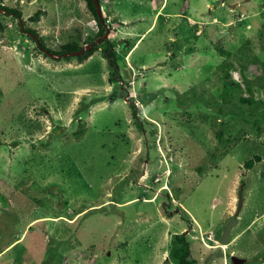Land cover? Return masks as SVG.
I'll list each match as a JSON object with an SVG mask.
<instances>
[{"label": "rangeland", "instance_id": "1", "mask_svg": "<svg viewBox=\"0 0 264 264\" xmlns=\"http://www.w3.org/2000/svg\"><path fill=\"white\" fill-rule=\"evenodd\" d=\"M3 4L51 51L100 39L84 0ZM100 4L117 73L103 49L50 55L0 10V264H177L184 233L198 264H264V0ZM225 61L254 83L253 109L221 81ZM194 95L220 100L186 106ZM241 187L230 244L209 248Z\"/></svg>", "mask_w": 264, "mask_h": 264}, {"label": "trees", "instance_id": "2", "mask_svg": "<svg viewBox=\"0 0 264 264\" xmlns=\"http://www.w3.org/2000/svg\"><path fill=\"white\" fill-rule=\"evenodd\" d=\"M3 1L4 0H0V9L3 10L4 14L12 15V16H15V17L21 19L23 21L22 22L23 23L22 26L24 27V31H26V32L30 33L32 36H35L36 38H38L39 40L38 39L37 40L40 42V44H39L40 48H43V49L47 50L48 47L42 42L40 36L37 33L33 32L31 29H29V28L27 29L25 27L26 22L22 19L23 18L22 12L19 11L18 9L9 8L7 5L3 4ZM84 1L87 4V8L92 13V15L94 17V20L96 21V23L98 25V32L99 33L97 34V37H95L94 40H92V42H95L99 38L105 36V34L107 32V28L105 26V23L107 22L108 17L105 16L104 22H103L99 18L98 11H97V8L95 6L94 0H84ZM39 18H40V14L37 13L34 16L30 17V20H31V22H36V21L39 20ZM3 28H4V26L0 22V30H2ZM72 45H74L75 47H72ZM83 47H84V44L77 45L76 43H72L70 45L62 46V49L60 51H51L49 49H48V51L52 52V53H54L56 55H60V54H64V53H70V52L79 51ZM99 49H103L104 57L107 60H109L112 69H114L113 71L115 73H117L119 71L118 60H117V52L115 51L114 46L111 44V42L109 40H107V41H105V42H103V43H101L99 45H95L94 48L90 52L86 53V55L87 56H91ZM125 50H127V48H125L124 51ZM221 52L223 54H225L224 51H221ZM254 60H255L254 57L251 56V55L250 56H246V57H241L240 61H239L240 65H242V69L241 70L243 71L247 67V64L245 62H250V61H254ZM227 62L228 61H225L224 64H226ZM227 64H226V66H227L226 73L224 74L223 77H221V78H223L221 81H223V84L225 83V87L226 88H228V86L230 85V87H232L234 90H236L235 92L237 94V99L240 100V104L241 105H245V107H246V109H244L243 111H246V110H249V109H253L252 107H249V106H252L250 104H251V100H252V97H253V89L252 88H254V85H253L254 83L251 82L250 80H248L246 77H244L245 86H244V89H243V86L240 85V84H237L233 80V78H232V76L230 74V72L232 71L231 69H233L234 65L232 63H229L228 65ZM263 66H264V63H263ZM115 73H114V75H115ZM118 75L120 76V72L118 73ZM257 80H258L257 82L260 83V86L264 85L263 77H259ZM235 85L240 86L241 90L243 89V93L242 94L237 92V88H236ZM244 90H246L248 93H250L251 96L246 97L244 95V93L246 91H244ZM186 94H189V93L186 92ZM223 94H224V92L220 96L221 100L227 101L226 98H224ZM202 97L203 96L196 97V95H194L192 98H187V100L185 102V105L186 106H191V105L195 106V104L197 102L196 98H200V103L196 104V106L200 107L202 104H205L206 106H209V107H211L214 110L215 104H217L219 102V100H220L219 95L211 96L209 99L205 98V97L202 98ZM233 102H235V101H233ZM246 103H248V104H246ZM247 107H249V108H247ZM238 108H239V103H238ZM133 109H134V115L137 116L138 112H137L136 107L134 106ZM227 109H228L227 107H224L223 109H220V110L224 112ZM250 114H255V112L252 111ZM250 114L248 115V117L252 116ZM262 117L264 119V114L262 115ZM246 119H248V118H246ZM219 138L220 139H224L222 132L219 134ZM259 161H261V156L256 155L253 158H251V159H249V160H247L245 162L244 168L246 170H251L254 167L255 163L259 162ZM169 258H170V260L175 261L177 264H198L192 258L191 242L187 239L185 233L184 234H177L175 236V238L173 240V246H172L170 254H169Z\"/></svg>", "mask_w": 264, "mask_h": 264}, {"label": "water", "instance_id": "3", "mask_svg": "<svg viewBox=\"0 0 264 264\" xmlns=\"http://www.w3.org/2000/svg\"><path fill=\"white\" fill-rule=\"evenodd\" d=\"M94 2H95V6L97 8V11H98L99 18L104 22V13H103L101 5H100V0H94ZM1 11H3V10H1ZM22 22L23 21L21 20V24H23ZM105 26L107 28L108 25L105 23ZM108 33H109V28H107V32H106L105 36L100 38L97 42L84 46V48L82 50H80V51H75L74 53H70V54L64 53V54H62L60 56H62V57H67L68 55L79 56L81 54H84L85 52H89V51H91L94 48L95 45H99L101 43V41L107 37ZM44 51L49 53L52 56L54 55V53L49 52L48 50H44ZM243 206H244V197H243V187H242L240 189V191H239L237 211L235 213V216L228 223V225H227V227H226V229L224 231L222 240L220 241L221 246L230 244L231 231H232L233 227L237 223V217L240 215ZM246 262H247V260L244 259V258H241V257H238V256H234V255L231 256V264H245Z\"/></svg>", "mask_w": 264, "mask_h": 264}, {"label": "clouds", "instance_id": "4", "mask_svg": "<svg viewBox=\"0 0 264 264\" xmlns=\"http://www.w3.org/2000/svg\"><path fill=\"white\" fill-rule=\"evenodd\" d=\"M102 8V7H101ZM104 18H105V15H104ZM244 189V188H243ZM213 238H214V236H213ZM214 240V239H213ZM209 248H212V247H217V248H219V247H221V244H219V242L217 241L214 245H209L208 246ZM222 248V247H221Z\"/></svg>", "mask_w": 264, "mask_h": 264}, {"label": "crops", "instance_id": "5", "mask_svg": "<svg viewBox=\"0 0 264 264\" xmlns=\"http://www.w3.org/2000/svg\"><path fill=\"white\" fill-rule=\"evenodd\" d=\"M96 21L95 20H90V23L92 24V25H94L95 26V23Z\"/></svg>", "mask_w": 264, "mask_h": 264}, {"label": "built area", "instance_id": "6", "mask_svg": "<svg viewBox=\"0 0 264 264\" xmlns=\"http://www.w3.org/2000/svg\"><path fill=\"white\" fill-rule=\"evenodd\" d=\"M209 239H210V240H213L214 238H213V236H212V235H210V236H209ZM208 246H209V245H208Z\"/></svg>", "mask_w": 264, "mask_h": 264}, {"label": "flooded vegetation", "instance_id": "7", "mask_svg": "<svg viewBox=\"0 0 264 264\" xmlns=\"http://www.w3.org/2000/svg\"><path fill=\"white\" fill-rule=\"evenodd\" d=\"M242 188V187H241ZM238 196H239V194H238ZM238 205V204H237Z\"/></svg>", "mask_w": 264, "mask_h": 264}]
</instances>
